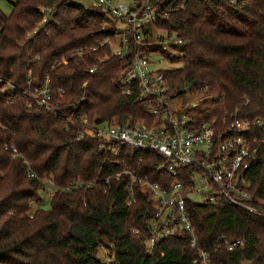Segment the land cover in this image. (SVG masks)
Listing matches in <instances>:
<instances>
[{"label": "trees", "instance_id": "16d2710c", "mask_svg": "<svg viewBox=\"0 0 264 264\" xmlns=\"http://www.w3.org/2000/svg\"><path fill=\"white\" fill-rule=\"evenodd\" d=\"M157 1L167 17L148 32L152 40L168 39L173 50L145 46L142 52L181 63L163 71L169 94L213 96L198 118L216 120L218 128L234 118H264V0ZM111 20L97 5L71 0H18L9 16L0 11V76L17 87L3 93L0 85V264H196L200 250L210 255L209 264H264V216L221 198L187 201L198 249L180 230L149 254L154 199L139 185L131 195L130 176H117L135 170L166 188L177 178L148 152L94 136L76 139L84 120L156 123L149 102L122 95L117 85L128 60L113 56L107 44ZM46 79L54 94L65 93L61 115L31 107L24 93L28 81L38 87ZM250 181L264 202V169L255 166ZM90 182L89 189L64 191ZM47 184L57 188L51 209L32 212ZM222 239L241 244L230 251ZM102 249L109 260L99 257Z\"/></svg>", "mask_w": 264, "mask_h": 264}, {"label": "built area", "instance_id": "2783aa9c", "mask_svg": "<svg viewBox=\"0 0 264 264\" xmlns=\"http://www.w3.org/2000/svg\"><path fill=\"white\" fill-rule=\"evenodd\" d=\"M229 1L234 4L238 0ZM161 3L157 0H130L125 8H120L114 0H94L95 5L121 24V27L111 29L114 36L107 40V44L113 56L128 60V65L117 79L122 95L136 96L138 101L149 102L156 123L130 125L113 120L90 124L84 120L83 132L76 136L78 141L94 136L135 153L148 152L162 160L161 171L177 178L172 186L166 188L151 183L147 177H140L135 170L127 169L117 176H130L131 195L133 185H139L148 190L154 199L156 219L151 224L150 237L145 243L149 254L165 238L176 235L180 230L192 236L191 248L198 249L196 230L187 214L188 200L204 203L221 198L231 206L264 216V210L258 208L264 202L253 194L250 181L255 166L264 169V118H234L229 125L218 128L216 120L202 121L198 118L199 112H196L205 100L212 102L213 96L201 97L200 102L195 104H186L191 93L183 98L169 94L163 71L152 68L153 57L160 53L142 52L145 46H160L162 51L173 50L168 39L152 40L148 32L161 16L167 17L161 11ZM47 21L48 15L43 23ZM39 29L40 26L36 27L32 35H36ZM173 44L182 45V42L174 41ZM0 85L3 86V93L17 91L15 84L1 76ZM24 93L29 98L33 93L32 107L61 115L65 93L54 94L50 79L38 87L28 81ZM13 151L16 154V149ZM112 152L115 156L120 154L117 148ZM93 185V182L85 186L73 184L64 191L89 189ZM222 242L230 251L241 244H230L225 239ZM199 255L196 264H209L210 255L207 252L200 250Z\"/></svg>", "mask_w": 264, "mask_h": 264}, {"label": "rangeland", "instance_id": "374dc122", "mask_svg": "<svg viewBox=\"0 0 264 264\" xmlns=\"http://www.w3.org/2000/svg\"><path fill=\"white\" fill-rule=\"evenodd\" d=\"M18 0H0V11L6 15L9 16L12 13L13 5L16 4ZM71 1H81L84 3L86 6H91L94 4V0H71ZM130 0H114L115 4L120 7V8H125L126 4L129 3ZM111 22L107 24L108 28H119L121 27L120 22L115 20L114 18L111 17ZM174 52V51H173ZM177 56H180L179 52H176ZM153 69H156L158 71H170L171 69L179 68L181 67V63H175L172 64L166 57H164L161 54H157L153 57ZM32 94L30 95L29 98V104L32 107L34 100L32 97ZM201 97H199L197 94H193L192 96L189 97L188 102L186 104H191V103H198L200 102ZM184 99L183 101H187ZM209 105V101L200 104V106L197 108L196 112H199L201 109H204V107ZM57 191V188L55 186H52L50 184H47L45 191L40 193V197L42 198V201L40 203H33L32 204V212L42 209L44 211H49L51 209V200H52V195ZM199 201V200H198ZM99 257L103 260H109V252L105 249H102L99 253Z\"/></svg>", "mask_w": 264, "mask_h": 264}, {"label": "water", "instance_id": "95a60500", "mask_svg": "<svg viewBox=\"0 0 264 264\" xmlns=\"http://www.w3.org/2000/svg\"><path fill=\"white\" fill-rule=\"evenodd\" d=\"M68 146H70V143L68 144Z\"/></svg>", "mask_w": 264, "mask_h": 264}]
</instances>
